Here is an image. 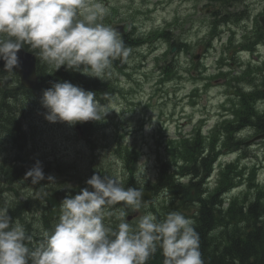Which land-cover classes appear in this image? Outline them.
I'll return each instance as SVG.
<instances>
[{"label": "rangeland", "instance_id": "obj_1", "mask_svg": "<svg viewBox=\"0 0 264 264\" xmlns=\"http://www.w3.org/2000/svg\"><path fill=\"white\" fill-rule=\"evenodd\" d=\"M99 2L106 9V14L100 22L106 26L117 20L128 22L127 33L131 31L133 35L144 34V37L140 38L139 42H133L130 40V34L125 38L121 35L125 46L130 50L129 56L125 62L114 61L109 70L111 75H106L105 80L85 75L80 71L68 72L72 74L67 78L69 82L93 91L96 94L95 98L109 110L102 121H85L91 125L93 130L91 136L81 138L75 129L77 123L74 125L67 122L50 123L44 118L42 113L46 109L40 103L44 88H37L28 93L22 92L17 88V80L12 74L4 78L0 87V94L1 90H11L6 103L0 105V207L5 206L6 201L10 209L20 199L28 196L35 199L33 209L25 213L17 211L12 216L13 221L16 220L17 214H39L37 224H41L43 228L54 226L58 218L46 219L45 215L60 214V205H56L54 189L61 187L67 192L65 195H75L85 187L91 191L86 180L93 174L101 177L122 175L120 181L126 187L122 181L129 175L127 165H132L133 156L139 152L142 156L134 174L136 176L139 173L141 181L145 182H138L137 187L148 189V183L153 182L159 174H156L154 156L155 134H159V130L154 128L156 120L169 123L168 128L160 135L162 143L168 135L192 132L197 126L196 122L200 123L199 118H208L202 126L203 132H208L207 128L212 121L221 118V100L229 96L230 102H238L237 96L228 94L231 90L228 82L231 85L239 83L246 92L260 89L263 94L256 99L251 98L249 104L254 106L258 114H264V45H259L255 53L248 52L245 47L253 41L252 24L255 18L264 14V0H99ZM242 31L243 33H240ZM205 38L209 39V43L204 52ZM239 39L241 40L238 41ZM231 41L236 46L234 54L237 59L243 65H250L246 77L234 76L236 71L240 72L242 69L235 67L234 61L230 58L232 53L224 50ZM185 45H188V48ZM166 53L168 55L165 59L157 61L156 56L161 54L162 57ZM196 53L199 58L193 60L192 56ZM219 57L225 58L231 65L225 66V61H222L225 71L216 76L220 71L217 66ZM41 63L47 73L58 70L42 61ZM226 72H231V75ZM221 76L226 77V81ZM105 94L109 99H104ZM8 117L19 119L21 127L8 124ZM256 132L254 121L239 131H219L191 147L193 151L191 158L183 154L172 156L167 149H162L160 160H166L167 166L173 170L174 160L177 159L182 162L181 172L187 173L171 175L175 182L173 189L158 191L152 205L142 204L138 211L126 209L128 214H137L138 218L140 214L148 212L153 214L154 205L159 210L169 213L201 214L202 201L206 204L209 201L213 202L214 194H217L216 198L220 201L215 204L217 208H214L213 203L211 206L208 205L212 214L214 211L227 214L232 199L237 197L233 214H237L238 223L250 224L248 214H245L240 206L248 204L257 195L264 201V134L260 139L252 138ZM239 140L241 141L239 148L218 156L209 177L207 176L204 181L200 175L193 177L203 163L200 158L197 163L193 161L201 146L208 149L210 143L215 141L216 148L226 151L228 149L224 144L233 147L234 142ZM120 142L122 146H129L128 152L118 150ZM103 143L105 149L100 152L99 144ZM238 153L241 157L237 164L230 166L229 170L225 169L221 175L218 171L221 166L219 161L222 158L232 160ZM210 158L207 157L205 162L208 163ZM37 159L42 162L45 179L37 185H32L31 178L24 180V176ZM10 167L24 168L25 173L21 178L14 177L13 182L9 184L6 172H10ZM192 167L195 170H190ZM242 170L243 175L232 178V172ZM49 175L54 177V181L47 180ZM190 179L194 181L189 183ZM217 180H222L224 184L232 180L235 186L225 193H222L223 191L216 193ZM197 182L198 188L182 193L187 186ZM120 207L119 204L115 206L116 209ZM153 215L157 217L158 222L161 221L157 214ZM231 215L229 214L227 219L228 229L232 228ZM28 221L33 222L31 218H28ZM221 230L222 226L215 232L211 229V234L200 236L201 243L209 244L208 238L213 236L212 243L218 242L222 245L223 235L221 236L219 232ZM227 248L216 253L211 251L207 256L211 259L216 256L226 257L225 255L230 252Z\"/></svg>", "mask_w": 264, "mask_h": 264}, {"label": "clouds", "instance_id": "obj_2", "mask_svg": "<svg viewBox=\"0 0 264 264\" xmlns=\"http://www.w3.org/2000/svg\"><path fill=\"white\" fill-rule=\"evenodd\" d=\"M105 14L99 0H0L4 71L20 67L18 53L27 47L55 69L66 66L105 80L113 62H125L130 52L121 33L100 22ZM95 97L69 81L53 82L42 92V115L50 123L69 125L102 121L109 110ZM104 99H109L107 94ZM29 177L32 185L45 179L39 159L24 180ZM135 179L145 182L139 173ZM86 184L91 191L85 187L61 201L58 222L51 229L33 224L34 231L28 232L8 214L6 201L0 207V264H146L158 247L163 264H204L192 219L170 212L158 222L148 212L132 224L126 209L138 211L145 203L140 188H126L113 175L93 174ZM113 218L118 221L115 228L106 223Z\"/></svg>", "mask_w": 264, "mask_h": 264}, {"label": "trees", "instance_id": "obj_3", "mask_svg": "<svg viewBox=\"0 0 264 264\" xmlns=\"http://www.w3.org/2000/svg\"><path fill=\"white\" fill-rule=\"evenodd\" d=\"M123 37L125 38L126 34H124ZM164 57L166 58L167 55H165ZM69 71L71 70L67 69L66 66H61L58 70H55L51 75L48 73H45L43 75L42 72L39 71L41 74L38 73L39 74L38 87L47 89L51 87L53 82L68 81L67 78H70L72 76V74H68ZM240 102H241V104H239L240 107L234 110L235 120H237L236 123H233L234 127L239 128L245 124L250 125L251 124L250 120H255L256 126L262 131H264V118L262 117V115L258 114L255 110L246 108V106L248 107V103L246 101L245 94L240 96ZM7 122L11 123L13 122V119L7 118ZM86 129L87 131L91 132L90 127H87ZM164 144L169 147V153L172 156H176V154H179L177 150L181 148L183 149L184 153L193 155L191 153V147H194L197 143L196 141L193 140V138H191V136L185 135L184 137L178 139H176L175 136H173V138H167L164 141ZM130 168L133 167L130 166ZM180 169L181 171H183V167H180ZM227 170H229V168ZM158 173L159 174L155 184L149 185V188H151L154 192H157L161 187H166V188L169 187L170 189H173L174 188L173 185H175V182L172 179L171 175L167 174V166L165 165L164 162L160 163ZM184 173L187 172H181V174ZM243 173H244L243 170L232 172V178H234L237 175L241 176L243 175ZM6 175L9 184L10 181L17 176L12 172H6ZM196 175L194 177H196ZM191 180L192 179L189 180V183H192ZM124 182L126 184V187L138 188L136 186L135 176L132 170L130 171V175L126 178ZM223 186H224L223 184L219 183L216 187V193L228 188V186L227 187L225 186L223 187ZM195 187L196 188L199 187V182L187 186L182 191V193H188L193 189H195ZM216 195L217 194H214L213 202L209 201L208 204H206V202L202 201L201 212H200L201 219L194 224L196 230L197 229H201V231H207L210 229L217 230L221 226L219 224L221 220H219L218 223L217 217L215 216V214H219V211H214L213 212L214 217H213L212 211L208 206V205L211 206V203H213L214 208H217L215 204H217L220 201L216 198ZM260 197H261L260 195H257V198L252 202H250L245 210V214H248L247 217H249V220L252 222H256L257 216L264 214V202L260 200ZM237 199H238L237 197L232 199L230 203V207L227 210V214H232L233 216L234 226L231 229L223 228V232L219 231L221 232V236L225 235L230 238V242H229L230 247L228 246L229 248L224 247L218 249L217 246H215L214 248L211 249V245L209 244L205 245L199 243L201 258L204 263H210L214 261L215 264L216 262L223 260L225 262L233 264L236 261L237 257H240L242 259L244 258V260H246L248 259L247 257L249 256H253V257L256 256V258L258 259V254L264 260V225L258 226V228L254 231H249L250 224L248 222H245L243 224L238 223L236 221V218L234 219V216H237V214H233L234 212L233 207L237 205L236 204ZM33 201L34 199L32 198V196L28 198L26 197L24 200L19 201L18 205L15 207V210L16 211L18 210L19 213H25L26 211H31L33 209ZM39 206L41 207L40 204ZM240 208H242V206H240ZM197 233L199 234L198 231ZM200 236L201 235L199 234V238H201ZM245 240H247V242H245ZM226 248L228 249V251H230L228 254L225 255L226 257L216 256L215 258L211 259L207 256V254H209L211 251L216 253L220 250L225 251ZM256 258H254L253 260L254 262ZM152 260L157 263H161L164 261L162 249L158 247L155 253H153L146 262Z\"/></svg>", "mask_w": 264, "mask_h": 264}, {"label": "water", "instance_id": "obj_4", "mask_svg": "<svg viewBox=\"0 0 264 264\" xmlns=\"http://www.w3.org/2000/svg\"><path fill=\"white\" fill-rule=\"evenodd\" d=\"M126 26H123L120 31H125ZM20 59V67L15 68L19 75L21 82L26 87H32L36 84V74L33 57L28 54L18 55ZM24 56V57H23ZM0 66L4 67V63L0 60ZM142 201L151 202V196L148 192L142 194Z\"/></svg>", "mask_w": 264, "mask_h": 264}, {"label": "bare ground", "instance_id": "obj_5", "mask_svg": "<svg viewBox=\"0 0 264 264\" xmlns=\"http://www.w3.org/2000/svg\"><path fill=\"white\" fill-rule=\"evenodd\" d=\"M233 134V133H232ZM236 135V134H235ZM235 138V137H234ZM145 203H143V205H146V206H149V205H152L154 202L153 201H151V202H146V201H144ZM196 230V229H195ZM199 229H197L196 230V232L198 231ZM214 230V229H213ZM199 232V234L201 235V236H203V233L204 234H211V229L210 230H207V231H198ZM221 232H223V230H221ZM202 233V234H201ZM201 239L202 238H199V243H201ZM221 239H222V245H219L218 244V242H216V244H214V243H212L213 241H214V239H213V236H211V237H209L208 238V241H209V245H211V246H217V248L218 249H221V248H224V247H228L229 246V242H230V238L229 237H227V236H225V235H223L222 237H221ZM203 244V243H202ZM213 247V248H214ZM212 249V248H211ZM161 264H163V263H161ZM206 264H214V261L213 262H210V263H206Z\"/></svg>", "mask_w": 264, "mask_h": 264}, {"label": "flooded vegetation", "instance_id": "obj_6", "mask_svg": "<svg viewBox=\"0 0 264 264\" xmlns=\"http://www.w3.org/2000/svg\"><path fill=\"white\" fill-rule=\"evenodd\" d=\"M161 263H163V262H161ZM161 263H157L155 261L146 262V264H161ZM204 264H206V263H204ZM256 264H264V260L260 257V259L257 260Z\"/></svg>", "mask_w": 264, "mask_h": 264}]
</instances>
